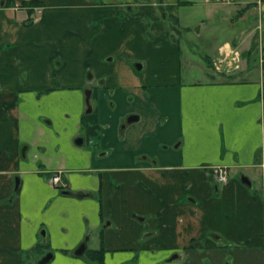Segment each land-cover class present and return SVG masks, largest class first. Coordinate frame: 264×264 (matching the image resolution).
I'll return each instance as SVG.
<instances>
[{
    "label": "crops",
    "instance_id": "crops-1",
    "mask_svg": "<svg viewBox=\"0 0 264 264\" xmlns=\"http://www.w3.org/2000/svg\"><path fill=\"white\" fill-rule=\"evenodd\" d=\"M192 3L0 0V264H264V0Z\"/></svg>",
    "mask_w": 264,
    "mask_h": 264
},
{
    "label": "built area",
    "instance_id": "built-area-1",
    "mask_svg": "<svg viewBox=\"0 0 264 264\" xmlns=\"http://www.w3.org/2000/svg\"><path fill=\"white\" fill-rule=\"evenodd\" d=\"M221 2H233L235 0H217ZM240 53L236 49L229 48L224 50L218 57L213 59L212 64L215 72L223 73L227 76H232L240 68ZM210 176L217 183L223 184L229 180L230 170L228 166L218 165L210 166ZM60 181L59 174H53L50 177V182L56 185Z\"/></svg>",
    "mask_w": 264,
    "mask_h": 264
},
{
    "label": "water",
    "instance_id": "water-1",
    "mask_svg": "<svg viewBox=\"0 0 264 264\" xmlns=\"http://www.w3.org/2000/svg\"><path fill=\"white\" fill-rule=\"evenodd\" d=\"M87 104H88L87 111L90 112L91 111V105L89 103V97H87ZM130 120H136V116H130L128 118V121H130ZM81 141H82L81 138H79L77 140V142H81ZM241 179H242V182H244L245 184H249L250 185V181H249V179L246 176H242ZM43 233H44V231H42V234ZM85 249H86V243L84 241L76 248L74 253L76 255H80V254H82L85 251ZM52 256H53V254L51 252L45 254L42 258H40V260H38V264H46L47 262H49V260L52 258Z\"/></svg>",
    "mask_w": 264,
    "mask_h": 264
},
{
    "label": "rangeland",
    "instance_id": "rangeland-1",
    "mask_svg": "<svg viewBox=\"0 0 264 264\" xmlns=\"http://www.w3.org/2000/svg\"><path fill=\"white\" fill-rule=\"evenodd\" d=\"M191 2H193L194 4H195V2L198 4V6H199V4H201V2L203 1V5H205V4H208V2L207 3H205V1L204 0H190ZM195 1V2H194ZM192 3V4H193ZM218 3V2H217ZM218 4H221V3H218ZM126 5V7H128L129 6V4H125ZM196 6V5H195ZM31 7V6H30ZM188 9H190L191 7H187ZM197 9H199L198 7H196ZM35 9H36V14H40L41 12H42V10H43V7L42 6H36L35 7ZM31 19H33V20H35V13H34V15L32 16V18H30V21H32ZM27 22H28V20H27ZM98 35V34H97ZM203 55H205V54H203ZM204 61H205V59H203ZM227 252H230V251H227ZM237 250H235L234 252H231V255H233L234 256V260H235V264H246V262H245V260H243L239 255H242L241 254V252H238ZM243 255H244V253H243ZM50 263V262H49ZM253 264H261V256H257L254 260H253Z\"/></svg>",
    "mask_w": 264,
    "mask_h": 264
},
{
    "label": "trees",
    "instance_id": "trees-1",
    "mask_svg": "<svg viewBox=\"0 0 264 264\" xmlns=\"http://www.w3.org/2000/svg\"><path fill=\"white\" fill-rule=\"evenodd\" d=\"M30 3H31V2H30ZM31 4H32V3H31ZM31 4H28V5H31ZM33 5H34V4H33ZM84 123H85V121H84ZM85 125H86V123H85ZM94 126H95V125H93V126H91V127L89 126V127H90L91 129H93Z\"/></svg>",
    "mask_w": 264,
    "mask_h": 264
}]
</instances>
